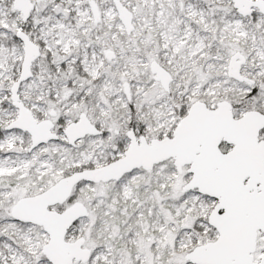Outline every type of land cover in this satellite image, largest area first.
<instances>
[{
  "label": "snow or ice",
  "instance_id": "obj_1",
  "mask_svg": "<svg viewBox=\"0 0 264 264\" xmlns=\"http://www.w3.org/2000/svg\"><path fill=\"white\" fill-rule=\"evenodd\" d=\"M0 264H264V0H0Z\"/></svg>",
  "mask_w": 264,
  "mask_h": 264
}]
</instances>
